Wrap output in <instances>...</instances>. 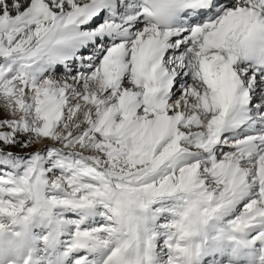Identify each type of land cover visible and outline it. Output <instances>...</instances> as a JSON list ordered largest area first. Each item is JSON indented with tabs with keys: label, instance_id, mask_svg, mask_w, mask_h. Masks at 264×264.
I'll use <instances>...</instances> for the list:
<instances>
[{
	"label": "snow or ice",
	"instance_id": "1",
	"mask_svg": "<svg viewBox=\"0 0 264 264\" xmlns=\"http://www.w3.org/2000/svg\"><path fill=\"white\" fill-rule=\"evenodd\" d=\"M0 264H264V0H0Z\"/></svg>",
	"mask_w": 264,
	"mask_h": 264
}]
</instances>
